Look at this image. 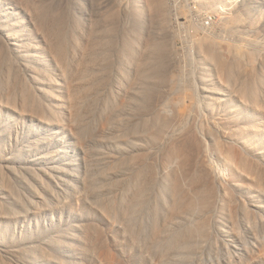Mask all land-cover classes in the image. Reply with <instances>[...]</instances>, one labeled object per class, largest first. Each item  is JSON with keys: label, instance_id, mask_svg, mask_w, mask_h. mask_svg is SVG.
<instances>
[{"label": "rangeland", "instance_id": "rangeland-1", "mask_svg": "<svg viewBox=\"0 0 264 264\" xmlns=\"http://www.w3.org/2000/svg\"><path fill=\"white\" fill-rule=\"evenodd\" d=\"M17 1L51 26L79 10ZM107 1L122 29L139 4L152 48L121 84L93 77L71 99L52 65L42 97L12 71L53 115L0 105V264H264V0Z\"/></svg>", "mask_w": 264, "mask_h": 264}, {"label": "bare ground", "instance_id": "bare-ground-1", "mask_svg": "<svg viewBox=\"0 0 264 264\" xmlns=\"http://www.w3.org/2000/svg\"><path fill=\"white\" fill-rule=\"evenodd\" d=\"M72 1L74 3L73 5H75V8L79 9L73 13L75 16L73 14V16L71 17L69 15H67L66 17L63 14L61 16V11L58 16L61 17L57 18V16L55 15L57 19L54 20L53 14V17L51 19L52 21L57 22H54L55 25L51 26V24H48L47 22L48 19H46L47 24L44 22L46 17H44L43 15V10L41 14L38 13L41 12L40 10H36V13L31 8L30 10L28 9V12L27 8H29V5L26 6L27 3L22 4L21 2L22 5L27 7L24 10L21 8L19 3H17L18 1L15 2V0H0V74L4 72V68L7 72V76L5 78L7 84L10 81L8 80V78L12 79V82L10 83L12 85L11 87H6L7 84L0 86V105L3 108H9L15 111L20 110L21 112H19V115L24 118L30 117L31 119L36 120L39 124L49 121L47 118L49 117L50 113L53 115L52 111H50V106L48 104L46 105V103H44L42 99V97H48V95H50V93L46 91V87H48V85L53 86L56 83L55 78L48 74L50 66L53 65L55 66V68H57V70L59 71L58 75L61 79L59 82L60 87L61 85L62 87L65 86L68 91L71 92L70 97L71 99H73L80 91L85 90V92L89 93V91L86 90V85H88L92 81L93 77L97 78L95 80L98 82L104 80V84H109L112 80H115L116 83L120 82L121 84L126 80V78L128 77L127 74H129L130 71L132 72L133 70H137V64L139 61L138 58H141L142 56L144 57L146 55V59L144 60L142 58V60H144L145 64L148 63L147 54L152 50V48L151 50L149 49V52L147 54L144 53L145 55H142L143 53L139 52L140 46L142 44L141 42L143 41L141 39L142 33L144 31L143 28H145V24L143 22L144 15L142 12L138 11L139 4L133 6V11L130 9V11H126L125 17L127 15V18H125L124 21L126 26L124 25L125 27L123 26L122 29L120 25H118V23H121L123 20L120 19L121 21H119L118 19L120 18L118 16L123 15L121 14L122 12H119L116 15V13H112V10L111 13H109L110 10H105L107 9V0L103 4L101 3L103 6H101L100 0L98 2L96 1L98 4H100L99 6L98 4L94 6L90 3L92 5H90L91 9H87L85 7L83 3L84 0ZM110 1L111 0H109V2ZM92 3H94V1ZM262 3H264V1H262ZM34 4L35 3H33V5ZM38 6L39 5H37L36 8H38ZM159 6L160 5H158V7ZM50 9L49 13L51 11ZM102 9L107 11L108 14ZM252 10V7H248L244 11L246 14H248V16H250V13L252 15ZM33 13L35 15H39L35 16ZM159 13L160 12H158V14ZM40 15H43L44 21L43 18L40 17ZM25 17L27 20L25 19ZM82 17H87L85 19H88L90 21V25H80V20L82 21ZM235 19L236 18L232 17L229 21H235ZM155 20L159 21L158 19ZM93 22L95 23L93 24ZM112 24L116 25L112 26ZM157 28L158 27H156V30H154L153 28L154 32H157ZM162 32L164 33V31ZM152 33L153 32L151 31V34ZM154 43L157 42H153V44ZM151 44L152 42L150 41V46ZM159 44L156 46H159ZM145 50L146 49H144V51ZM138 52L139 54L142 53L141 57H138L140 56ZM153 55H156V53ZM13 70H22L23 72H25L31 78V80H33L37 84V86L35 87L40 92L42 97L40 98L38 95L34 96L32 89L26 87L27 82L17 84L16 77H13L11 75ZM149 70L152 71V67ZM149 70L147 71V73L149 72V74H151ZM134 72L135 75L138 74L136 71ZM140 76H137L139 80L137 79L131 85L132 89L138 87L139 81L143 83L144 79L142 78V76ZM1 90H8L6 92L7 100L5 101H3L4 99L2 98L1 94H4L5 91ZM17 93L22 95L20 101L21 107H13L14 103L16 102L15 100H17ZM85 96L87 95L85 94ZM208 96L210 97V95H207V97ZM110 120L112 121V118ZM124 120L129 119H126L125 117L121 119V121ZM163 128L164 125L162 126L161 131L164 130ZM1 136H4V132L2 131H0V137ZM185 145H189L188 142H186ZM195 149L197 150L196 146ZM29 156V153H27V156H24L22 160H24V162H28ZM20 167L23 170L29 168L26 165H20ZM9 169L12 170V168Z\"/></svg>", "mask_w": 264, "mask_h": 264}]
</instances>
